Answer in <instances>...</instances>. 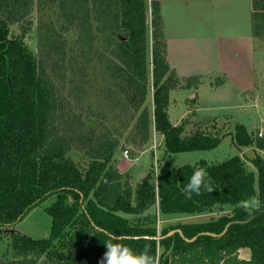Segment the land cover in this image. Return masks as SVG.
Segmentation results:
<instances>
[{
	"label": "trees",
	"instance_id": "16d2710c",
	"mask_svg": "<svg viewBox=\"0 0 264 264\" xmlns=\"http://www.w3.org/2000/svg\"><path fill=\"white\" fill-rule=\"evenodd\" d=\"M35 6H55L61 20L58 27L44 23L38 28V54L25 41ZM253 9L254 36L264 39V0H254ZM14 25H20L18 34L11 31ZM74 30L76 55L70 54L66 38ZM95 60L112 98L110 110L134 122V143H147L153 129L164 137L166 153L177 154L214 150L233 135L216 122L192 135L187 119L172 124L170 93L180 81L168 63L159 2L0 0V230L13 229L55 197L48 208L50 237L35 242L9 234L14 253L23 260L44 257L49 264H100L103 242L111 234L137 252L150 246L158 264H264V156L250 160L254 169L237 156L212 165L200 161L163 173L156 185L148 173L133 187L114 162L119 141L95 127L84 137L83 118L70 107L72 101L83 105L93 93L88 65ZM199 81L193 77L184 88L196 89ZM58 84L68 97L60 94ZM150 91L153 110L146 106ZM97 117L108 119L103 113ZM237 133L234 140L242 138V145L264 152V137L248 136L242 126ZM87 144L89 161L81 168L70 153ZM199 167L206 169L214 190L202 189L188 199L182 190ZM249 198L257 199L259 207L246 211L239 206ZM157 202L163 215L214 214L218 206L232 211L209 222L172 226L161 236L153 219L132 221L119 214L141 216ZM230 223L222 237L204 234H221ZM173 230L183 235L167 236ZM243 248L251 251L249 259L239 257Z\"/></svg>",
	"mask_w": 264,
	"mask_h": 264
},
{
	"label": "rangeland",
	"instance_id": "374dc122",
	"mask_svg": "<svg viewBox=\"0 0 264 264\" xmlns=\"http://www.w3.org/2000/svg\"><path fill=\"white\" fill-rule=\"evenodd\" d=\"M28 19L32 23V27L25 41L32 51L38 54V28L44 23H53L58 27L61 25V20L55 6H49L45 9H39L35 6ZM19 27L20 25L12 26V33L18 34L20 32ZM66 38L70 54L76 55V31L69 32ZM97 47H101V41L97 42ZM245 47L247 48L246 45ZM258 47H264L263 40H258ZM243 56L245 58V53H243ZM248 64H232L233 66L228 75L230 79L224 74H214L205 78L200 77V81L198 82L200 86L196 88L198 90L184 88L188 85V81L190 80L188 79V81H180V86L170 93L171 119L176 123L181 119L183 114L188 112L186 114L188 134L192 135L198 129L206 130L208 128L207 124L213 122H216L219 126L225 125L226 131L230 130L232 132V136L225 138L216 149L211 151L200 150L167 154L164 137L154 132L153 129L147 143L143 145L134 143V122H131L128 116L120 115V111L110 110L111 108L108 106L112 98L107 96L106 87L101 83L99 78V63L97 60L88 65L89 80L94 84L93 93L89 94L83 105L72 101L70 107H72L71 110L75 116L81 115L83 118L85 123L84 137L90 135V132H88L90 128L95 127L98 131H109L112 133L111 136L119 141L114 162L120 172L123 171L124 176H129L133 187H136L148 173L154 175L156 185L157 177L163 173L187 165L194 166L200 161H206L212 165L225 162L237 156L244 160L249 168L254 169L250 160L259 154L264 156V152L260 153L254 147L242 145V138L236 141L233 136H238L237 128L238 126H242L246 131V135L259 134L264 137V53L263 56L256 55V60L250 66V69H248ZM150 71H152V67ZM221 84L223 87L220 88ZM235 84L244 87L245 90H235ZM58 86L60 94L68 97V90L65 86L62 84H58ZM146 106L150 110H153L152 91H150L147 97ZM197 109L198 113L195 114ZM94 112L96 113L95 115L93 114ZM100 113L106 115L108 119L105 121L104 119L101 120L97 117ZM102 121H104L103 127ZM236 142L239 143L237 144ZM89 148V144H87L84 150L77 148L73 149L70 153L71 157L81 168H85L88 165L89 157L87 154ZM126 152L128 153V160L125 159ZM54 201L55 197H51L32 209L12 230L31 241L37 242L48 239L52 227V218L48 214V208ZM231 211L232 208L218 206L214 214L193 216L163 215L160 214L157 202L149 211L141 216L125 212L119 214L132 221L151 218L155 221L153 225L161 232L164 229H169L182 223L209 222L212 218L217 219L220 215ZM250 256L251 251L248 248H243L239 252L241 259H249ZM0 264L49 263L44 257L38 258L33 256L32 260H23L21 257H18L11 248L9 234L0 230Z\"/></svg>",
	"mask_w": 264,
	"mask_h": 264
},
{
	"label": "crops",
	"instance_id": "0c3cea01",
	"mask_svg": "<svg viewBox=\"0 0 264 264\" xmlns=\"http://www.w3.org/2000/svg\"><path fill=\"white\" fill-rule=\"evenodd\" d=\"M154 1L161 6L167 59L179 81L214 74H224L230 79L232 64L249 63L250 69L256 55L263 56L264 47H258V40L264 39L256 38L253 33L254 0ZM234 89L245 90L238 84ZM170 104L171 96L170 120L179 125L188 112L175 123L171 119Z\"/></svg>",
	"mask_w": 264,
	"mask_h": 264
},
{
	"label": "clouds",
	"instance_id": "9594fccd",
	"mask_svg": "<svg viewBox=\"0 0 264 264\" xmlns=\"http://www.w3.org/2000/svg\"><path fill=\"white\" fill-rule=\"evenodd\" d=\"M202 189L209 193L214 190L206 169L199 167L195 168L182 191L186 198L191 199L193 194L200 195ZM239 206L248 211L258 208L259 201L249 198L241 200ZM103 243L106 251L100 259V264H158V261L150 254L151 249L148 245L137 252L130 246L119 242V238L111 234Z\"/></svg>",
	"mask_w": 264,
	"mask_h": 264
},
{
	"label": "water",
	"instance_id": "95a60500",
	"mask_svg": "<svg viewBox=\"0 0 264 264\" xmlns=\"http://www.w3.org/2000/svg\"><path fill=\"white\" fill-rule=\"evenodd\" d=\"M249 221H250V219L247 220V221H245V222H249ZM231 224H232V223L228 224L227 227L225 228V230H224L221 234H214V233H210V232H208V233H204V234L207 235V236H212V237H222V236H224V235L227 233V231H228L229 227L231 226ZM177 231H178L181 235H183L181 230H173V231H171L170 233H168L167 236H172V235H174ZM5 233H8V234H18V233H16V232H15L14 230H12V229H11V230H7V231H5ZM197 238H198V237H195V238H193L192 240H188V239H187V241H189V242H195V241L197 240ZM157 239H160V238L157 237Z\"/></svg>",
	"mask_w": 264,
	"mask_h": 264
},
{
	"label": "built area",
	"instance_id": "2783aa9c",
	"mask_svg": "<svg viewBox=\"0 0 264 264\" xmlns=\"http://www.w3.org/2000/svg\"><path fill=\"white\" fill-rule=\"evenodd\" d=\"M125 159H126V160L129 159V157H128V153H127V152L125 153ZM161 233H162V231L159 232V230H158V236H161Z\"/></svg>",
	"mask_w": 264,
	"mask_h": 264
}]
</instances>
